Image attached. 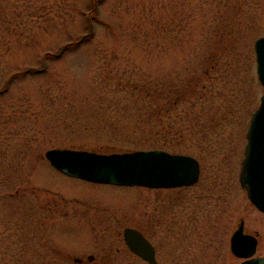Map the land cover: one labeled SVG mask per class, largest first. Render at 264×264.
<instances>
[{
	"label": "rangeland",
	"instance_id": "rangeland-1",
	"mask_svg": "<svg viewBox=\"0 0 264 264\" xmlns=\"http://www.w3.org/2000/svg\"><path fill=\"white\" fill-rule=\"evenodd\" d=\"M47 1L44 25L32 26L33 0H0L1 120L9 119L0 129V264H75L109 252L115 228L158 217L163 264H239L229 240L240 220L262 256L264 214L239 172L264 94L254 51L264 0ZM154 91L170 133L141 118ZM54 148L159 149L194 157L200 176L181 189L85 182L50 166L44 153ZM120 243L114 264H145Z\"/></svg>",
	"mask_w": 264,
	"mask_h": 264
},
{
	"label": "water",
	"instance_id": "water-1",
	"mask_svg": "<svg viewBox=\"0 0 264 264\" xmlns=\"http://www.w3.org/2000/svg\"><path fill=\"white\" fill-rule=\"evenodd\" d=\"M254 51L257 77L264 89V36L255 40ZM246 140L239 180L249 202L264 214V94L250 118ZM44 157L63 174L96 184L174 189L193 185L199 176L196 159L162 150L99 154L51 149ZM123 238L132 253L149 264H158L153 247L138 231L125 228ZM257 245V234L245 233L241 220L230 237L231 253L243 259L240 264H264V255L254 256Z\"/></svg>",
	"mask_w": 264,
	"mask_h": 264
},
{
	"label": "flooded vegetation",
	"instance_id": "flooded-vegetation-1",
	"mask_svg": "<svg viewBox=\"0 0 264 264\" xmlns=\"http://www.w3.org/2000/svg\"><path fill=\"white\" fill-rule=\"evenodd\" d=\"M199 172H200V165H199ZM199 176H200V174H199ZM198 180H199V178H198ZM198 180H197V182H198ZM196 183H194V184H196ZM191 186H188V187H191ZM182 188H187V187H182ZM176 189H181V188H176ZM160 223H161V220L158 217V220L154 219V221L145 222L140 228L132 227L130 225H125V226L122 227V229L124 230L125 228H130V229H134V230L138 231L150 243V245L153 247L155 261L158 264H163V260H162V257H161V252L158 250V248H157V246H156V244L154 243V240H153V237L155 236V234L157 235L156 231H158V233H160L159 232L160 230H157L161 226ZM150 226H151V229L154 228V230H153L154 232L150 231V228H149ZM115 229H117L116 230L117 232H115V235L117 234V236L108 238L107 239L108 242H106V245L108 246L107 250H109V252H107V253L104 252V253H102V255L101 254L100 255L99 254H97V255H93L92 254V255L87 256L86 258L85 257L73 258V262L75 264H90V263H94V262H96L98 260H101V264H114V263H116L118 258H120V250H121L119 248V246H117V242H121L120 244L123 246V248H126V246L123 245L124 244L123 243L124 240H123V237H122V232L121 233L118 232V227L115 228ZM244 232L248 233V232H246L245 229H244ZM127 253L128 254H132L133 256H136L133 253H130L129 250L127 251ZM114 255H116L117 257L115 258ZM137 258H139L145 264H149L147 261L143 260L142 258H140L138 256H137ZM173 260L177 261V259H173ZM175 261L172 262L171 264H173V263L175 264L176 263Z\"/></svg>",
	"mask_w": 264,
	"mask_h": 264
},
{
	"label": "trees",
	"instance_id": "trees-1",
	"mask_svg": "<svg viewBox=\"0 0 264 264\" xmlns=\"http://www.w3.org/2000/svg\"><path fill=\"white\" fill-rule=\"evenodd\" d=\"M41 0H33V2H34V5H36L35 6V9H36V11L33 13V15H32V17H31V20H29V22H27V25H29L31 22H32V26H43L44 25V23H45V21H46V18H43L44 20H42L41 19V16H48V15H50V13H48L47 14V12L50 10V5H52V4H49L48 2L49 1H47V0H44L42 3L40 2ZM68 2H69V0H65V3H64V5L66 6V4H68ZM40 5V6H39ZM53 11V10H52ZM40 13V15H38ZM41 13H43V14H41ZM90 14H92V10L89 12ZM42 21V22H41ZM20 23H23L22 21L20 22ZM88 36V37H87ZM85 38H83L82 40H78L77 41V44L78 43H80V42H82L84 39H88L89 38V36L90 35H87ZM37 72V71H36ZM42 71H40V73H41ZM39 73V72H38ZM108 75H110V71H109V73H108ZM116 76H121V74L118 72V71H116V73H115V77ZM155 92L156 91H154L153 92V94H150V93H146V96H144L145 98H147L148 99V106L149 107H153V108H149L150 109V111H148V110H146V112H144L143 111V108H141L140 109V115L142 116L141 118L142 119H144V121H145V123L147 122V123H149V122H151V120L152 119H155V122L156 123H158V124H160L161 125V127H164V128H166V127H168V126H164V125H162L163 124V118H165V117H167V116H165V114H167V113H169L168 111H166V113L164 114H162L161 115V112H162V109L160 108V106H158L159 105V103H156V102H153L154 100L155 101H157V100H159V98H157V95H155ZM5 93H7V91L6 90H4L3 92H0V94L2 95V96H4L5 95ZM154 95V98L152 97ZM152 97V99H151V97ZM179 96V95H178ZM162 107V106H161ZM4 110H5V106H2L1 104H0V129L2 128L1 126L3 125V123H6V122H9V119L7 120V121H5V120H1V114H2V112H4ZM142 111V112H141ZM5 116V115H4ZM8 117V116H7ZM172 124H170V126L168 127L169 128V133L171 132V129H172ZM166 132V130H164V133ZM172 133H174V132H172ZM177 133L179 134V135H182V131L179 129V131H177ZM164 135H167V134H164ZM37 149V148H36ZM30 150H34V148H28V151H30ZM148 150H151V149H148ZM153 150V149H152ZM24 182H22V180H18L17 182H16V184H15V186H17L18 188H23L24 187ZM5 197V196H4ZM10 198H12L11 196H9Z\"/></svg>",
	"mask_w": 264,
	"mask_h": 264
}]
</instances>
